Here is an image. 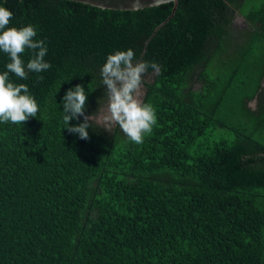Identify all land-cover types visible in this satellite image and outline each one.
Returning <instances> with one entry per match:
<instances>
[{
    "label": "trees",
    "instance_id": "trees-1",
    "mask_svg": "<svg viewBox=\"0 0 264 264\" xmlns=\"http://www.w3.org/2000/svg\"><path fill=\"white\" fill-rule=\"evenodd\" d=\"M0 6L13 12L7 27H35L51 64L26 80L9 74L39 112L0 123V264H264V0ZM129 48L160 68L142 77L157 123L141 144L97 120L108 104L101 68ZM8 62L0 51V73ZM77 84L87 140L63 119Z\"/></svg>",
    "mask_w": 264,
    "mask_h": 264
},
{
    "label": "clouds",
    "instance_id": "clouds-1",
    "mask_svg": "<svg viewBox=\"0 0 264 264\" xmlns=\"http://www.w3.org/2000/svg\"><path fill=\"white\" fill-rule=\"evenodd\" d=\"M13 12L0 6V51L9 57L6 71L0 73V123L11 122L23 124L30 117H36L39 106L29 93L24 83H13L9 79L12 73L21 80L28 79V74L41 73L50 69L51 64L45 60L47 46L44 40L34 39L37 30L31 24L22 27H7ZM31 50V57L25 63L22 54ZM134 51H116L109 54L101 68L102 83L105 86L108 104L103 116V128L111 132L113 125H118L129 141L141 144L145 136L150 135L157 123L155 108L142 103L137 92L143 75L151 68L159 73L155 62H134ZM94 90V89H90ZM87 95L84 87L77 84L69 88L62 97L64 124L69 133L78 134L80 139L89 138L91 115L85 114ZM83 117V122L71 125L73 118Z\"/></svg>",
    "mask_w": 264,
    "mask_h": 264
},
{
    "label": "water",
    "instance_id": "water-1",
    "mask_svg": "<svg viewBox=\"0 0 264 264\" xmlns=\"http://www.w3.org/2000/svg\"><path fill=\"white\" fill-rule=\"evenodd\" d=\"M85 4H90L103 9L137 10L160 5L166 2L174 3V10L178 0H74Z\"/></svg>",
    "mask_w": 264,
    "mask_h": 264
},
{
    "label": "rangeland",
    "instance_id": "rangeland-1",
    "mask_svg": "<svg viewBox=\"0 0 264 264\" xmlns=\"http://www.w3.org/2000/svg\"><path fill=\"white\" fill-rule=\"evenodd\" d=\"M236 23H237V25H238L239 27H242V26L245 24V20H244V18H243L242 16L238 15V17H237V22H236ZM149 79H150V77H149ZM142 95H143V84L141 83L140 88H139V90H138V92H137V96H138V99H139L140 101H142ZM251 104H252V105H256V102L254 101V102H252ZM106 110H107V107H105V108L102 110V113L97 117V120H98L99 122H101V123H103V116L105 115Z\"/></svg>",
    "mask_w": 264,
    "mask_h": 264
}]
</instances>
